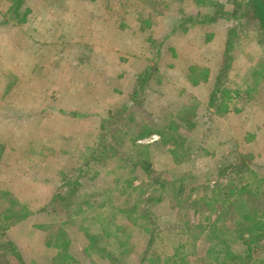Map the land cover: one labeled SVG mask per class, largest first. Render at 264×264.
Segmentation results:
<instances>
[{
  "label": "rangeland",
  "instance_id": "rangeland-1",
  "mask_svg": "<svg viewBox=\"0 0 264 264\" xmlns=\"http://www.w3.org/2000/svg\"><path fill=\"white\" fill-rule=\"evenodd\" d=\"M252 5L0 0V264H178L182 246L201 259L211 239L209 221L220 216L234 237L252 233L250 260L259 262L264 31ZM93 12L98 17L91 23ZM178 16L186 18L173 24ZM164 22L173 24L174 38L162 70L174 60L192 82L221 79L214 104L182 90L176 104L166 91L162 108L148 110L145 89L160 76L154 59L147 79L111 111L120 119L104 121L106 111L93 122L112 76V60L105 61L93 37L106 50L112 41L104 38L115 37L120 64L127 65L130 48L155 54L168 31ZM224 57L227 68L220 72ZM168 76L164 83L179 87ZM237 240L231 249L245 258L248 247Z\"/></svg>",
  "mask_w": 264,
  "mask_h": 264
},
{
  "label": "crops",
  "instance_id": "crops-1",
  "mask_svg": "<svg viewBox=\"0 0 264 264\" xmlns=\"http://www.w3.org/2000/svg\"><path fill=\"white\" fill-rule=\"evenodd\" d=\"M95 9H92V11H96ZM92 11H89V12H92ZM197 13L198 12H196V14ZM201 14H206V15L211 16L210 13H207V12L206 13L203 12ZM97 17L98 16H96V14L93 12V15L91 17L92 18L91 23L96 22ZM180 17L181 16H178V18L176 17L173 24L180 23L181 20L186 18L185 16H183V18H180ZM136 19L140 22V24H143L144 19L141 16L139 17L136 16ZM161 19H158V20H161ZM164 24L166 25V28L168 29V31H167L166 36L163 39H160L159 42L157 43L155 54L151 57L149 54L141 55L139 54V52H133V49L130 48L129 50L132 53L128 52L129 55H126V57H128L129 59L127 65L120 64L122 61L119 56L121 55H119L116 52L118 51V48L116 44L117 40L115 37H110L109 39H107L106 37L104 38L105 42L112 41V43L109 44L107 47L108 50H106L105 46L102 48V44H100V39L98 42L96 38L93 37V41L98 43L96 45V49L98 50V52L103 53L105 61L112 60V67L109 66L110 69L112 70V74H111L112 76L110 75L111 77H109L108 80H106L108 84L107 86L108 93L106 95V98L103 99V101L105 100L104 105H101L100 108H96L95 110L92 111L91 114L93 116H90V117L93 122L95 121L97 122V120H100V118L102 117L104 113H107V112L110 113L120 103L124 102L128 97L129 98L131 97L135 89L134 87L136 84V80L146 69H148V66H149L148 62L150 61L154 62L155 61L154 59L158 60L156 69L158 68V72H160V76L157 79L158 81L154 83L153 87H150L149 89H145V105L148 110L150 109L149 107L151 106V104H155L156 108H162V97L164 96V94L166 95V91H168L170 93V96L176 100L175 103L179 104L178 101L180 99L181 90L183 92L184 91L192 92L194 96L198 98L199 101L201 100V103L207 100V106L209 107V101H210V96H211L213 86H214V80L210 81L208 78L206 80H203L205 82H201L200 84L196 82H192L191 80L193 78L192 76H189V77L182 76L184 73V69H176L177 64L175 63L176 61L174 60H171L172 65L168 66L170 67V69L168 68L166 69V71L169 72V74H172V76L170 75L168 76V73L167 72L165 73L164 69L162 70L163 60L167 62V58H168L167 54L169 52L168 50H172V45H167V44L171 38H174V34L169 33V29L172 28L173 24L169 25L166 22H164ZM195 25H199V24H195ZM195 25H190V27L195 26ZM198 28L202 29L204 28V26L203 25L200 27L198 26ZM191 29L193 30V28ZM170 31H173V30L171 29ZM191 38H192L191 33L186 34V38L184 37L187 43H189L188 40H190ZM148 40H151V43L154 42L153 39L148 38ZM205 40L209 42V36H207ZM212 44L214 47L213 41H212ZM142 49L140 50V52L143 51ZM175 53L176 52H174L172 57H174ZM207 54L208 56H211V54H214V51L208 52ZM208 67H210V63H208ZM188 68H190V66H188ZM211 68H212L211 70H213L212 65H211ZM162 72L165 73V75H167L168 77H171L170 79L175 80V81L178 80L179 87L175 84L166 85V83H164L165 75L162 76ZM194 80H197V78L194 77ZM203 93L206 94V97L204 95V97L202 98Z\"/></svg>",
  "mask_w": 264,
  "mask_h": 264
},
{
  "label": "trees",
  "instance_id": "trees-1",
  "mask_svg": "<svg viewBox=\"0 0 264 264\" xmlns=\"http://www.w3.org/2000/svg\"><path fill=\"white\" fill-rule=\"evenodd\" d=\"M253 10H252V15L253 18H255L260 26V28L264 31V0H253ZM15 11H17V8L14 9ZM227 68V63H225V57L223 59V65L221 67V71H224ZM155 69L154 67H148V69H146L136 80V84L135 87L136 88L138 86V82L140 83L142 80L145 81L147 79V76H149V72L150 70ZM142 79V80H141ZM221 83V79L216 78L214 81V88L217 89V85H219ZM216 94V90H212L211 96H210V101L209 104L212 106L214 104V97ZM233 95L235 97H237L239 95L238 91H233ZM125 106H122V110H124ZM118 110V109H117ZM120 114L122 112H119ZM120 119V115L118 114V117L115 118V115H112L111 112L109 113V117L107 119H105L104 121H109V120H114L117 121ZM161 135L163 136V133L161 132ZM226 198L222 199V206L221 209L225 210L226 206ZM219 214H221L219 212ZM252 214V215H251ZM224 217V213L222 212L221 214ZM250 219L253 218V213H249ZM221 217V216H220ZM216 218L212 221H209V226L206 232L207 236H211V239L209 240V245L208 248L206 250V257H213V262L209 263L207 261V258H195L194 257V253L193 250H188L187 248H185L184 246H182V250L180 251V254L183 255L182 258H180L178 260V264H189L190 262L192 264H264V254L259 258V262L255 263L252 260H250L252 257L250 256V250L252 247L251 242H252V233L246 236L243 233L238 235L237 237H234V235L232 234L231 229H229L226 226H220L221 223V218ZM220 221V223H219ZM250 226V225H249ZM251 227V226H250ZM206 230L204 227L202 229L201 233H204ZM199 234V232H198ZM242 239L243 242H239L242 246H247L249 250L248 251V256H246L244 258L242 252L237 251L236 249H231L232 246H234L235 243L238 242L237 239ZM150 245V243H149ZM183 247L185 250H183ZM10 248L12 250V252H14L15 255H17L18 257L20 256V252L17 250V248L14 246L13 243H10ZM253 249V248H252ZM178 251V249H177ZM176 248H175V252L177 253ZM237 251V252H236ZM174 252V253H175ZM191 253V254H190ZM173 254V253H172ZM59 256H64L63 254H60ZM190 256H193L194 259H191ZM189 257V258H187ZM244 258V259H243Z\"/></svg>",
  "mask_w": 264,
  "mask_h": 264
}]
</instances>
